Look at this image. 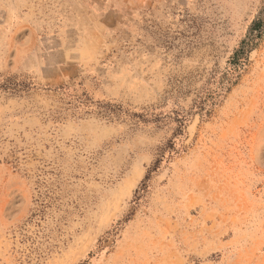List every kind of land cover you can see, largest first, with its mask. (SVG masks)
<instances>
[{
	"label": "rangeland",
	"instance_id": "374dc122",
	"mask_svg": "<svg viewBox=\"0 0 264 264\" xmlns=\"http://www.w3.org/2000/svg\"><path fill=\"white\" fill-rule=\"evenodd\" d=\"M0 264H264V0H0Z\"/></svg>",
	"mask_w": 264,
	"mask_h": 264
},
{
	"label": "trees",
	"instance_id": "16d2710c",
	"mask_svg": "<svg viewBox=\"0 0 264 264\" xmlns=\"http://www.w3.org/2000/svg\"><path fill=\"white\" fill-rule=\"evenodd\" d=\"M254 48H255V45H253L252 43H245V42H243L242 43V46H241V54L242 55H248V53H250V51H252ZM232 70L234 72L237 71L235 68H233Z\"/></svg>",
	"mask_w": 264,
	"mask_h": 264
}]
</instances>
